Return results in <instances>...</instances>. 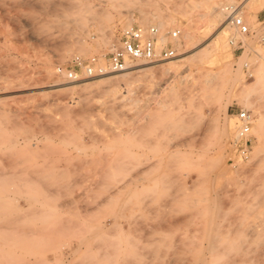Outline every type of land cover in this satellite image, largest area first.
<instances>
[{"label": "rangeland", "instance_id": "rangeland-1", "mask_svg": "<svg viewBox=\"0 0 264 264\" xmlns=\"http://www.w3.org/2000/svg\"><path fill=\"white\" fill-rule=\"evenodd\" d=\"M122 1L0 0V264H264V84L241 91L264 55V0H159L155 19ZM229 4L247 34L212 19ZM135 26L157 27V45L180 29L184 58L137 61L111 84L55 73L75 57L107 65Z\"/></svg>", "mask_w": 264, "mask_h": 264}, {"label": "built area", "instance_id": "built-area-1", "mask_svg": "<svg viewBox=\"0 0 264 264\" xmlns=\"http://www.w3.org/2000/svg\"><path fill=\"white\" fill-rule=\"evenodd\" d=\"M226 19L230 26L240 35L248 33V28L243 20L238 17V6L229 4L224 6ZM159 29L157 27H141L135 26L123 31L118 39V46L109 54L107 59V68L109 71L121 72L127 69L129 65L137 61L154 62L169 60L174 58L178 50L175 46L181 37L180 29H174L167 32L166 38L168 42L164 45H157L159 37ZM261 42H264L262 39ZM229 44L235 49L242 46L233 40ZM104 72L96 58L82 60L75 57L66 67H57L56 73L68 81H77L82 77L98 76ZM239 128L237 136L234 138L235 151L242 156L248 153V142L250 137V129L252 125V116L246 110H238L236 113ZM243 153V154H242Z\"/></svg>", "mask_w": 264, "mask_h": 264}, {"label": "bare ground", "instance_id": "bare-ground-1", "mask_svg": "<svg viewBox=\"0 0 264 264\" xmlns=\"http://www.w3.org/2000/svg\"><path fill=\"white\" fill-rule=\"evenodd\" d=\"M127 1V0H126ZM131 1V0H130ZM134 3H135V5H133V6H135L136 7V10H137V12H139L138 14L140 15V16H143V17H145L146 16V13H150L151 14V16L155 19V18H158L157 17V15H158V13H156V12H158V9L160 10V6H159V4H158V1L159 0H132ZM132 1H131V3H132ZM119 2L121 3V2H123L122 0L120 1L119 0ZM129 2V1H128ZM125 3V1L122 3V4H124ZM125 5V4H124ZM126 6H128L127 4H126ZM132 9H134V8H132ZM218 10V9H217ZM131 11H133V10H131ZM222 12H224V7L222 8V7H220L219 8V10L216 12V13H214V16H213V20L214 21H216V22H223V20H222V15H223V13ZM131 13V12H130ZM148 16V15H147ZM147 16H146V18H147ZM150 16V15H149ZM150 16V17H151ZM225 17V16H224ZM238 17L239 18H241L242 20H243V18L241 17V16H239L238 15ZM142 19H144V18H142ZM141 19V20H142ZM145 20L146 19H144V22L143 23H145ZM222 22H221V24H222ZM225 22V21H224ZM224 24V23H223ZM126 25V24H125ZM227 25H230L229 24V22L227 23ZM227 25L226 26H224L223 28H221V30H220V32H218L217 34H216V37H218L219 38V40H220V43H221V41L223 40V38L224 37H226V28H227ZM129 27H131L130 26V23H129V25H128ZM129 27H126L127 29H129ZM142 27V26H141ZM145 27V26H144ZM157 27H159V28H161V27H163V24H162V22L161 21H158V23H157ZM214 35V34H213ZM164 34H161L159 37H158V44H160L161 42H163V40H164ZM188 39H189V41H191V38H192V36H188L187 37ZM180 40H178V42H177V44H178V46H179V44H180V42H179ZM80 43V42H79ZM78 43V44H79ZM221 44H223V43H221ZM246 45V44H245ZM213 46V45H212ZM77 48V47H76ZM204 48H208V45H206V47L204 46ZM216 48V53H218V54H220V53H222V56H220V67L222 68V69H224V70H227V58H229L231 55H230V53H226V51H225V45H222L221 47H215ZM78 49V48H77ZM178 49V48H177ZM248 49H251V46L249 45V44H247V48H245V50H248ZM80 50V49H79ZM179 50V49H178ZM81 51V50H80ZM232 53V52H231ZM257 53V65H258V73H257V75L254 77V80L250 83V84H246V86L244 87V88H242V93L243 94H248V92L249 91H252V90H254V89H256V87H258V86H260V85H263L264 84V55L261 53V52H256ZM177 56V57H176ZM174 58H172V60L171 61H168V62H166L165 63V65L166 66H168V67H170V66H172L174 63H176V62H178L179 60H181V59H183L182 57L180 58V57H178V56H180V55H176ZM219 56V55H218ZM243 56H245V54L243 55ZM243 56H242V58H243ZM242 60V59H241ZM101 67H102V69L104 70V72L101 74V75H98V76H91V77H87V78H85V79H81V80H77V81H74V83H76L75 85H72V86H70V88H75V86H85V85H88V84H93V83H102V82H104V83H110L111 84V82H113V81H115V80H113V77L112 76H110V73L111 72H113V71H109L108 70V68H107V65H105V64H102L101 65ZM129 67H130V65L127 67V69L126 70H128L129 69ZM126 70H124V71H126ZM51 71V70H50ZM53 71V70H52ZM55 71V70H54ZM235 71V70H234ZM121 72H123V71H121ZM55 73H56V71H55ZM115 77H117V76H115ZM239 79H240V72H239V67H238V69H236V71L234 72V73H232V75H231V79H230V87H229V91H227V92H229V94L227 95V98H226V103H225V105H228L229 103H230V99H229V96H230V93H231V90H232V88L234 87V85L239 81ZM89 80V81H88ZM71 82V81H70ZM58 84H60V82L59 83H57V85H53V86H51V87H57V86H59ZM62 84V83H61ZM63 85V84H62ZM68 87V86H67ZM61 88V87H60ZM224 101V100H223ZM224 108V107H223ZM226 114V110H225V108H224V110H223V114L222 115H225ZM225 117V116H224ZM226 119V118H225ZM237 127V126H236ZM235 127V131H233L234 129V127H233V123L232 122H230V123H227V124H223V130L225 131L226 130V128H229V129H233L232 131L234 132V138L237 136V130H238V128H239V125H238V128H236ZM229 129H227V131L229 130ZM257 129H258V131L260 132V134L261 135H264V118H261V120H260V122H259V124H258V126H257ZM226 131V132H227ZM262 163H263V165H264V154H263V158H262ZM120 234H121V232H120Z\"/></svg>", "mask_w": 264, "mask_h": 264}]
</instances>
